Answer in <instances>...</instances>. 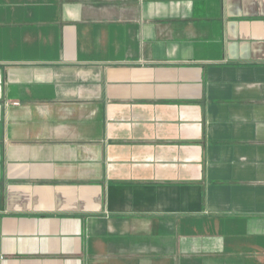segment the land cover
<instances>
[{
  "label": "crops",
  "instance_id": "crops-1",
  "mask_svg": "<svg viewBox=\"0 0 264 264\" xmlns=\"http://www.w3.org/2000/svg\"><path fill=\"white\" fill-rule=\"evenodd\" d=\"M0 264H264V0H0Z\"/></svg>",
  "mask_w": 264,
  "mask_h": 264
}]
</instances>
